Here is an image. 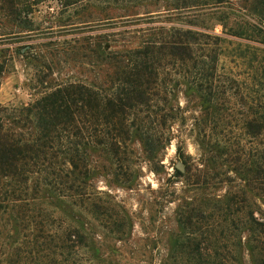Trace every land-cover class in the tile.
I'll use <instances>...</instances> for the list:
<instances>
[{
    "label": "trees",
    "instance_id": "1",
    "mask_svg": "<svg viewBox=\"0 0 264 264\" xmlns=\"http://www.w3.org/2000/svg\"><path fill=\"white\" fill-rule=\"evenodd\" d=\"M16 58L34 93L0 105V264H264V0H0V81ZM174 131L224 194L190 181ZM176 138L165 243L131 247L94 177L157 171Z\"/></svg>",
    "mask_w": 264,
    "mask_h": 264
},
{
    "label": "rangeland",
    "instance_id": "2",
    "mask_svg": "<svg viewBox=\"0 0 264 264\" xmlns=\"http://www.w3.org/2000/svg\"><path fill=\"white\" fill-rule=\"evenodd\" d=\"M9 71L2 77L0 81V105L3 106H19L29 102L33 97V90L30 89L29 74L31 72L28 66H25L22 60H14L8 69ZM64 71L63 75H66ZM183 104V103H182ZM195 111V110H194ZM190 113L192 117L197 115L196 112ZM190 124V123H189ZM174 134L179 136L180 133ZM180 137V136H179ZM180 140L182 151L191 158L190 165V181H223L225 179L226 167H221L220 161L214 163L212 153L206 151L203 156L198 151L191 136L183 134ZM178 139H173L170 144L160 153V159L163 161V167L153 171L147 162L140 158L133 166V180L130 182L119 181V178L111 172H101L95 175L94 185L98 191L104 192L116 201L121 202L133 215L134 229L131 247H139L144 245H162L165 240L152 239L156 234L160 233L163 228L170 226L173 222L174 205H167L163 212L156 202L164 201L165 197L162 193H158L160 187L165 185L166 181H182L179 178H172L173 168L182 165L176 155V148L179 145ZM207 158V162L202 165L201 160ZM230 175H234L230 173ZM221 185V187H220ZM218 186L216 193L224 194L227 189V183L223 181ZM175 187L180 188V183H176ZM129 188H133L130 190ZM211 190L208 189L207 192ZM191 195H194L191 194ZM249 195V193H248ZM161 197L164 199L162 200ZM149 212V213H148ZM152 217V221L148 218ZM156 217V222L154 218ZM161 218V219H160ZM149 237L146 240V237ZM154 240L155 242H153Z\"/></svg>",
    "mask_w": 264,
    "mask_h": 264
},
{
    "label": "water",
    "instance_id": "3",
    "mask_svg": "<svg viewBox=\"0 0 264 264\" xmlns=\"http://www.w3.org/2000/svg\"><path fill=\"white\" fill-rule=\"evenodd\" d=\"M180 171H183V165H177V167Z\"/></svg>",
    "mask_w": 264,
    "mask_h": 264
}]
</instances>
